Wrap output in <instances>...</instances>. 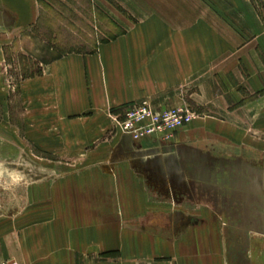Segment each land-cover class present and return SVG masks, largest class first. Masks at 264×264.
Masks as SVG:
<instances>
[{
	"label": "crops",
	"instance_id": "obj_1",
	"mask_svg": "<svg viewBox=\"0 0 264 264\" xmlns=\"http://www.w3.org/2000/svg\"><path fill=\"white\" fill-rule=\"evenodd\" d=\"M112 1L130 14L121 16L119 33L90 52L53 58L20 81L23 132L48 154L88 163L70 170L78 173L71 180L49 184L41 198L49 206L38 216L0 220V261L256 264L254 248L234 247L206 210V197L178 198L168 193L169 182L159 189L140 175L153 166L138 157L165 142L134 140L121 130L110 138L108 131L132 104L186 103L214 109L215 117L194 120L173 141L201 142L209 134L217 143L226 136L233 145L246 143L248 156L256 148L262 154L264 15L255 0ZM13 2L0 1V11L19 13L22 25L33 22L34 2H21L22 10Z\"/></svg>",
	"mask_w": 264,
	"mask_h": 264
},
{
	"label": "rangeland",
	"instance_id": "obj_2",
	"mask_svg": "<svg viewBox=\"0 0 264 264\" xmlns=\"http://www.w3.org/2000/svg\"><path fill=\"white\" fill-rule=\"evenodd\" d=\"M21 2L27 6V0H14V9L26 7ZM32 2L36 16L28 25H22L19 13L0 11V220L29 213L38 216L40 207L49 206L41 199L45 191L49 196V184L71 180L78 173L70 170L88 163L84 156L48 154L37 141L28 138L32 132H23L22 105L17 97L20 81L38 73L42 64L60 55L90 52L98 42L119 33L117 23L123 20L121 16L130 15L117 4L110 7L107 0ZM254 3L264 15V0ZM178 108H185L192 115L190 123L178 130L196 119L215 117L214 109H199L186 103ZM119 119L117 116L108 131L110 138L120 131ZM178 130L168 140L159 138V142L169 146L165 144L160 150L138 157L143 165L153 166L140 175L157 183L159 189L169 182L168 193L172 196L206 197V210L216 223L223 224L222 230L231 237L234 247L243 248L246 253L254 248L255 263L264 264V151L259 154L261 150L256 148L254 156H248L246 143L233 145L226 142V136L223 140L216 136L218 142L209 143V134L201 141L205 146L201 142L173 141ZM206 130L215 132L214 126ZM46 153L49 157L44 156ZM236 213L239 219H235Z\"/></svg>",
	"mask_w": 264,
	"mask_h": 264
},
{
	"label": "built area",
	"instance_id": "obj_3",
	"mask_svg": "<svg viewBox=\"0 0 264 264\" xmlns=\"http://www.w3.org/2000/svg\"><path fill=\"white\" fill-rule=\"evenodd\" d=\"M120 130L134 140L149 136L168 140L174 132L190 123L192 115L185 108H155L148 101L128 106L118 115ZM0 264H21L16 260H3Z\"/></svg>",
	"mask_w": 264,
	"mask_h": 264
}]
</instances>
